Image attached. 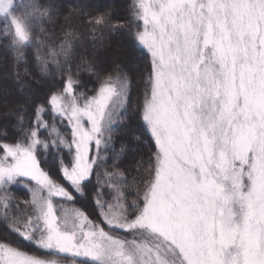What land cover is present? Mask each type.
Here are the masks:
<instances>
[{
	"label": "snow or ice",
	"instance_id": "obj_1",
	"mask_svg": "<svg viewBox=\"0 0 264 264\" xmlns=\"http://www.w3.org/2000/svg\"><path fill=\"white\" fill-rule=\"evenodd\" d=\"M17 7L0 0L14 63L34 49L60 86L0 125V264H264V0H130L124 21L91 17L146 52L136 117L124 67L77 56L71 28L45 52L36 33L53 6ZM126 119L155 146L131 184L106 164ZM16 184L30 194L23 215Z\"/></svg>",
	"mask_w": 264,
	"mask_h": 264
},
{
	"label": "trees",
	"instance_id": "obj_2",
	"mask_svg": "<svg viewBox=\"0 0 264 264\" xmlns=\"http://www.w3.org/2000/svg\"><path fill=\"white\" fill-rule=\"evenodd\" d=\"M31 0H24L30 3ZM17 12L23 11L19 7L20 0H16ZM45 6H53L51 20H45L37 28V35L45 41L48 48L57 47L71 28L75 33L73 50L79 55L97 59L100 67L120 65L124 67L133 80L131 112L133 117L138 113L142 94L145 86V76L149 67L146 52L142 48L137 51L142 53L136 56L128 44L127 27L119 31L108 28L95 29L88 23L91 17L99 13L107 12L113 21H124L129 15L130 0H39ZM3 23L0 22V32L3 31ZM42 27L43 31L39 28ZM84 84L81 86L92 87V81L88 77H81ZM60 86V77L52 71L43 76L36 66L34 49H29L27 63L15 64L13 53L10 51L6 40L0 36V125L12 124L16 120L15 113L23 110L31 114L32 105L43 101L50 90ZM117 130L112 134V147L106 161L107 169L118 167L131 184L141 177L142 169L146 167L149 156L155 150L150 133L142 126L138 119H126L115 126ZM135 134V135H134ZM121 146L125 148L122 154L117 156ZM141 161L144 163L142 164ZM131 190V189H129ZM96 191V181L93 180L89 187V206L92 204ZM10 192L14 197V203H19V208H13V213L21 215L30 212L25 205L30 199V194L22 184L13 185ZM77 207H82L79 199ZM69 209H73L71 206ZM3 226L0 225V231Z\"/></svg>",
	"mask_w": 264,
	"mask_h": 264
},
{
	"label": "rangeland",
	"instance_id": "obj_3",
	"mask_svg": "<svg viewBox=\"0 0 264 264\" xmlns=\"http://www.w3.org/2000/svg\"><path fill=\"white\" fill-rule=\"evenodd\" d=\"M68 211L71 212V211H73V209H69Z\"/></svg>",
	"mask_w": 264,
	"mask_h": 264
}]
</instances>
